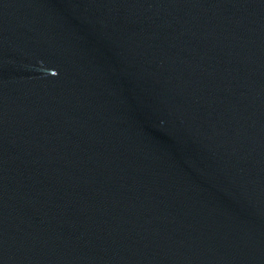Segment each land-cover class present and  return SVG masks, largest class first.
Listing matches in <instances>:
<instances>
[{
	"label": "water",
	"instance_id": "water-1",
	"mask_svg": "<svg viewBox=\"0 0 264 264\" xmlns=\"http://www.w3.org/2000/svg\"><path fill=\"white\" fill-rule=\"evenodd\" d=\"M0 264H264V0H0Z\"/></svg>",
	"mask_w": 264,
	"mask_h": 264
}]
</instances>
